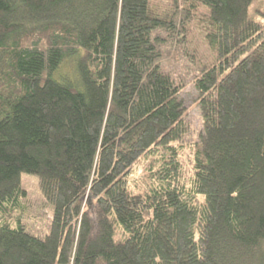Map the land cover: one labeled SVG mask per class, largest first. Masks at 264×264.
<instances>
[{"label":"trees","instance_id":"trees-1","mask_svg":"<svg viewBox=\"0 0 264 264\" xmlns=\"http://www.w3.org/2000/svg\"><path fill=\"white\" fill-rule=\"evenodd\" d=\"M150 1L0 0V264H264V22L252 0H200L215 57L193 67L187 147L167 46L192 55L191 0L167 18ZM22 172L53 206L45 232Z\"/></svg>","mask_w":264,"mask_h":264},{"label":"rangeland","instance_id":"rangeland-1","mask_svg":"<svg viewBox=\"0 0 264 264\" xmlns=\"http://www.w3.org/2000/svg\"><path fill=\"white\" fill-rule=\"evenodd\" d=\"M182 3H180V8ZM188 8L193 19L187 26L188 47L192 55L185 54V47L178 48L176 45H168L167 52L172 57L173 71L176 75H181L185 83V88L181 92V97L187 111V120L190 130L184 139V144L188 147L199 139V133L203 128L202 116L197 103V92L191 82L194 75V64L211 62L215 57V50L209 42L208 33L213 32L209 21L210 11L200 0H191ZM150 12L160 17H169L174 9L172 0H151ZM248 13L251 17L264 22V0H252ZM193 58L191 60L190 58ZM69 64L63 68H69ZM143 166L135 173L137 180L144 178ZM22 187L27 190V195L23 200V221L33 233L47 231L49 220L53 216V206L48 202L39 184L37 174L22 172ZM85 206L90 211V216L96 222V206L89 198L85 199Z\"/></svg>","mask_w":264,"mask_h":264}]
</instances>
